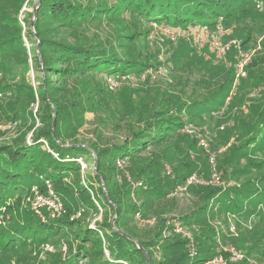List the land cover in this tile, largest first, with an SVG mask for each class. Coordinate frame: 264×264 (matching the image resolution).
I'll return each mask as SVG.
<instances>
[{"label": "trees", "instance_id": "1", "mask_svg": "<svg viewBox=\"0 0 264 264\" xmlns=\"http://www.w3.org/2000/svg\"><path fill=\"white\" fill-rule=\"evenodd\" d=\"M29 1L0 0V93L5 96L0 101V120L12 122L16 129L12 139L0 143V264L6 259L7 264H150L147 256L151 264H198L214 256V229L209 235L202 224L220 213L258 215L264 206L260 60L252 58L245 68L263 85L262 98L243 113L236 111L235 96L230 112L222 116L220 135L225 147L219 152L220 143L213 145L216 154L210 165V173L217 168L220 179L188 185L183 194L195 193L197 202L179 214L175 209L181 195L170 192L189 175L206 169V158L197 148V137L190 136L189 126L221 115L229 95L226 89L231 84L237 87L240 80L236 84V69L225 70L214 61L213 51L202 45V52L183 54V60L179 50L173 51L172 55L187 61V68H182L186 75L177 76L178 90L151 87L149 79L143 83L150 72L141 74L150 65L149 58L141 49L126 48V41L139 42V37L145 41L149 23L173 29L194 25L216 29L217 22H230L231 4L223 0H33L36 9L33 3L20 18ZM127 13L131 32L107 28ZM242 41H248L247 36ZM230 46L225 52L231 60L237 56L229 52ZM193 71L202 75L188 80ZM121 75H132V80L111 90L109 78ZM217 77L212 92L188 93L191 81L196 85ZM226 119L233 123L224 124ZM88 121L89 139L81 132ZM198 143L205 148V137ZM174 158L180 170L172 178L164 175L163 167ZM195 158L202 160L197 164ZM117 159L123 162L121 167ZM205 172L207 176L208 169ZM46 181L64 206L57 217H49L43 209L41 218L27 200L34 187L47 195ZM136 213L154 218L157 228L139 231ZM171 220L191 230L194 255L189 254L190 239L173 233L172 224L165 225ZM42 244L55 250L37 256Z\"/></svg>", "mask_w": 264, "mask_h": 264}, {"label": "rangeland", "instance_id": "2", "mask_svg": "<svg viewBox=\"0 0 264 264\" xmlns=\"http://www.w3.org/2000/svg\"><path fill=\"white\" fill-rule=\"evenodd\" d=\"M223 1L227 5L231 4V7L228 8L231 13L230 16H228L230 22H217L215 27L216 29H210L201 25H194L185 29H181L179 27L178 29H173L167 25H164L163 23H149L146 25L149 31L145 36V41H142L140 37L138 38L139 42L134 41L128 43V41H126V48L141 49L142 53L149 58L148 63L150 65L147 66V69L143 70V73L141 72V74H147V72H150V74H147L149 78H147V76L146 78L144 77L143 83L149 79V84L151 87L156 85L160 86L162 89L165 88L172 92L178 90L179 86L178 83H176L177 76L182 74V78H184L186 71L182 68H187V61H182L184 58L183 54H186V56L189 57L193 55V52L195 51L202 52L203 48L205 47L202 45H206L213 51L214 61H218V64L222 63L225 70H231L233 68L236 69V78H234V82L236 81V84H238L239 80L240 82L237 87H235L236 89L231 87L232 84L226 89L229 95L224 99L225 102L220 110L223 111V113L221 115L218 113L214 114L213 118L207 117L204 119L205 122L201 123V125L193 123V125L189 126L190 136L197 137V148L201 151V156L206 158V169H208L209 174L207 176L205 175L207 174V172H205L206 169L200 173H197V175L206 182L209 180L220 179V175L219 178L217 175V173L219 174L217 168H215V171H211L210 173V165H212L216 154L213 145L220 143L218 148L219 152L225 147L220 135L222 127L221 125L223 123L222 116L230 112L229 104L231 100L237 96L239 102L237 104L236 111L247 113L249 107H252L253 104H256V102L262 98L263 90V85L257 82L258 77L255 76V73L246 71L245 66L247 65L248 61H252V58H256L257 60H260L261 72H263L264 75V2L261 0H252L251 2H248L249 0ZM33 3L35 7V4L37 3L33 2V0H30L28 4H25V6L22 7V10L19 13L20 18L24 16V11L32 9ZM128 20H131V18H129V14L127 13L125 18L116 20L112 26L109 25L107 28L113 31L114 27L116 29V31L114 29V32L116 33L119 29H122L123 31L128 30L131 32L132 28L129 29ZM219 20L222 19L219 18ZM30 28L33 31L32 22L30 24ZM141 30H143L142 27ZM197 32L199 36L198 38H196ZM245 36H247L248 41L243 42L242 39L245 38ZM213 39L219 42L220 47H225L227 45L230 46V44H232L229 48V52L234 53L237 57L230 60V56L227 54V52L223 53V56H220L221 52L216 53L217 50L214 48V45L216 44L212 43ZM24 43L27 46L29 45V42L25 37ZM37 46L38 45H36V49ZM178 50L180 53H182V60H180L181 55H172L173 51L178 53ZM242 60H245L243 64L244 66L241 68V70L237 71V64ZM190 61H192V58H190ZM189 75L190 76L188 80L191 79L194 81L198 79V76L202 75V72L193 71ZM29 77L33 82L34 74L31 70L29 72ZM218 79L219 77L209 78L196 85H193L191 81L187 88L188 93H191L194 90V93L197 94V96H200L203 93L207 94V92H212L218 86ZM262 80H264V77ZM241 84L242 86H240ZM234 89L236 92L235 95L233 92ZM4 99L5 96L0 93V101H3ZM196 99H198V97ZM217 119L220 120V122L216 121ZM231 123H233V120L226 119L224 124ZM14 126L15 125L12 122L0 120V143L10 140L16 135V129ZM90 127L91 123L88 121L81 128V132L88 136L86 137L87 139H89L91 136ZM216 131H218V134H216ZM30 134L31 131L28 133V136H30ZM201 137H205V148L198 146V140L200 142ZM232 139L233 138L230 140ZM45 143L46 141H44V144ZM54 156L57 155L54 154ZM195 159L197 160V164H199V162L202 160L200 158ZM79 160L82 162L80 158ZM116 164L117 166L121 167L123 162L118 161L117 159ZM176 170H180L178 168L177 160L175 158L171 160L168 159L163 167L164 175H170L173 178L176 175ZM193 202H197L195 193L187 191V193L177 198V207L175 210H178L179 214H181V212L187 211L189 208H191L193 206ZM22 205L24 208H26L27 204L24 202ZM260 207L263 210L260 211L259 214V211H253V213L256 212L258 215L252 214L248 217H237L230 214L224 215L223 213H220L217 214L214 220L210 219L208 224H202L201 229L208 231L209 235H213L212 229H214V237L216 238V254H214V256L219 254L221 252L220 250L224 251L226 248V250L232 249L242 255L236 264H264V206L261 205ZM173 215L176 216V212H174ZM135 218L136 228H138V230L143 233L146 230L152 231L157 228V223L155 222L154 218L147 219L141 216L139 218L135 216ZM169 224L174 226L173 233L181 234L185 238L187 237L183 233L186 235H188V233L191 235L192 233L191 230L180 227L176 220H171L169 223H165V225ZM162 232L165 231L162 230ZM163 235H165V233H163ZM189 248L190 244L188 245V250ZM54 250V246H51L50 244H42L39 247L38 253H36L37 256L43 258L44 256H47L46 253ZM61 250L64 252L66 250V246L62 245ZM17 260L19 261V259ZM9 261L12 263L13 259L11 258ZM3 264H7V259Z\"/></svg>", "mask_w": 264, "mask_h": 264}, {"label": "built area", "instance_id": "3", "mask_svg": "<svg viewBox=\"0 0 264 264\" xmlns=\"http://www.w3.org/2000/svg\"><path fill=\"white\" fill-rule=\"evenodd\" d=\"M171 32V31H170ZM196 38H198V32L196 33ZM194 35V34H193ZM214 45V48L217 50L216 53L221 52L224 53L225 50L228 48V45L225 47H220V44L217 40L213 39L212 40ZM227 47V48H226ZM245 60H242L239 64H238V71L241 70V68L243 67ZM132 75H121L117 78H109L108 80V85L109 88L111 90L115 89L122 81L125 80H132L131 78ZM46 144V143H45ZM205 145V143H204ZM79 163L81 164V167H84V164L78 159ZM120 161V160H118ZM213 171H215V169H212ZM214 174V173H213ZM218 175V174H217ZM219 178V176H218ZM218 181V179L215 180H209L208 182L204 181V179H201L199 176L195 175V174H191L189 175L185 182L183 184H178L176 185L172 191L170 192L169 195L171 196H180L182 195L186 189L187 186L192 184V183H197V184H207V183H216ZM46 183L48 184V194H42L38 191V189L36 187L33 188V195L32 197H28L27 200L29 201V204L31 206V208L34 210V212L40 216L41 218H43L42 215V211L43 209H45L49 215V217H57L59 215L62 214V212H64V206L60 200V198L58 197V195L56 193H54L51 189H50V185L48 183V181H46ZM140 184V183H138ZM135 216L137 218L140 217V214L136 213ZM186 237L189 238V235H186L185 233H183ZM189 244H190V248H189V254L190 255H194L195 254V249H194V245L192 243L191 238H189ZM224 252L226 253V255L219 253L215 256H212L208 259L203 260L202 262L198 263V264H227L228 260L229 261H238L242 255L237 252L234 251L232 249L230 250H226V248L224 249Z\"/></svg>", "mask_w": 264, "mask_h": 264}, {"label": "water", "instance_id": "4", "mask_svg": "<svg viewBox=\"0 0 264 264\" xmlns=\"http://www.w3.org/2000/svg\"><path fill=\"white\" fill-rule=\"evenodd\" d=\"M37 4H35V9H36V6ZM34 19H35V11H34V15H33V20H32V24H33V21H34ZM53 128H54V116H53V121H52V130H53ZM95 163H96V159H95V156H94V166H93V168L95 167ZM113 221V220H112ZM111 221V222H112ZM147 254V253H146ZM147 258H148V261H149V263L151 264V259L147 256Z\"/></svg>", "mask_w": 264, "mask_h": 264}]
</instances>
